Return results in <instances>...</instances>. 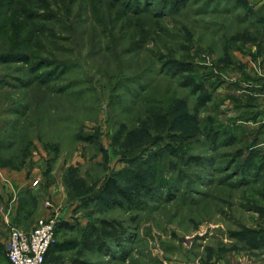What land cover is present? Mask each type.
<instances>
[{
  "label": "rangeland",
  "instance_id": "obj_1",
  "mask_svg": "<svg viewBox=\"0 0 264 264\" xmlns=\"http://www.w3.org/2000/svg\"><path fill=\"white\" fill-rule=\"evenodd\" d=\"M263 67L264 0H0V168L55 163L74 206L46 264H264V152L238 129ZM103 218L124 235L77 250Z\"/></svg>",
  "mask_w": 264,
  "mask_h": 264
},
{
  "label": "crops",
  "instance_id": "obj_2",
  "mask_svg": "<svg viewBox=\"0 0 264 264\" xmlns=\"http://www.w3.org/2000/svg\"><path fill=\"white\" fill-rule=\"evenodd\" d=\"M249 91L254 96L249 97L251 102L244 104L245 107L241 109L243 112H248L249 116L245 117L241 121L242 123H238V129L241 128L240 126L244 127L243 137L250 144L252 150L262 149L264 152V103L257 101L255 97L260 94V90ZM38 158H35L33 163L29 161L28 164L24 163L17 169L0 168V216L6 223V229L7 225L13 224L19 229L27 231L38 217L56 215L61 218L66 214L67 208L74 207L66 206L64 203L66 199L63 202L64 205L58 203L61 197V194H58L59 186L55 181H52L55 163L52 166H47L42 158ZM34 180H38L33 187L35 189H32L31 194L25 193L26 188H32L30 183ZM254 214L264 228V210L262 213L255 212ZM252 223V226L256 228L255 221ZM6 233L7 230L5 235Z\"/></svg>",
  "mask_w": 264,
  "mask_h": 264
},
{
  "label": "built area",
  "instance_id": "obj_3",
  "mask_svg": "<svg viewBox=\"0 0 264 264\" xmlns=\"http://www.w3.org/2000/svg\"><path fill=\"white\" fill-rule=\"evenodd\" d=\"M38 180H34L35 186ZM58 222L56 215L38 217L33 226L21 230L15 225H7V233L3 240L5 257L9 264H44L47 251L55 242V228ZM236 264H250L240 259Z\"/></svg>",
  "mask_w": 264,
  "mask_h": 264
},
{
  "label": "trees",
  "instance_id": "obj_4",
  "mask_svg": "<svg viewBox=\"0 0 264 264\" xmlns=\"http://www.w3.org/2000/svg\"><path fill=\"white\" fill-rule=\"evenodd\" d=\"M24 60H27L26 57ZM187 63H182L179 62L178 63V70L180 71H190V69H188ZM188 85H190L191 83L189 82V79H187V83ZM255 152V150H253ZM259 169V168H257ZM103 193L108 194L110 196H112V198L115 199V197L117 196H123L124 197V191L121 188V186L112 179V177H109L106 179V181L104 182L103 185ZM256 209L254 211H257L258 213H262L264 210V207H255ZM61 224V223H60ZM59 224V222H57L56 224V228H55V234L57 233V229L61 228L62 226ZM65 226V225H64ZM253 233L258 236H261L262 238H264V228L261 227L259 229H255L253 228ZM125 231L123 230V227L119 225V223L116 220H110V219H100L98 224H93L90 226V229L87 233V236L85 239H83L82 241H75L74 242V247L77 248V250L81 251L83 249H91V248H99V247H103L104 246V240L106 239H117V237H121V235H124ZM264 243V241H263ZM56 245L57 241L55 239V242L52 243L47 251L46 254V259H45V263L46 264V260H47V256L48 253L50 251V248L52 247V245ZM251 246H256V242H254L253 245ZM262 248H264V245L262 246ZM4 250V249H3ZM6 258V257H5ZM7 260V259H6ZM71 264H82L80 261H78V259H75Z\"/></svg>",
  "mask_w": 264,
  "mask_h": 264
}]
</instances>
